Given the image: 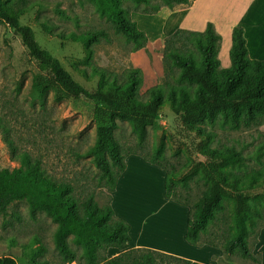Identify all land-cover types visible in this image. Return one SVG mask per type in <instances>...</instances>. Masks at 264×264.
I'll use <instances>...</instances> for the list:
<instances>
[{"label":"trees","instance_id":"obj_1","mask_svg":"<svg viewBox=\"0 0 264 264\" xmlns=\"http://www.w3.org/2000/svg\"><path fill=\"white\" fill-rule=\"evenodd\" d=\"M87 1L116 32L134 45L132 52L145 49L148 36L132 19V10L126 3L151 6L157 1L151 12L145 11V14H156L163 6L174 10L191 4V0ZM31 8V0H0V24H6L20 36L29 56L38 63L40 73L33 78V91L39 98L46 99L51 90L59 87L73 99L86 98L105 105L98 109L97 139L89 154L101 172L100 181L107 184L105 187L111 199L106 208H101L93 196L79 201L71 184L50 176L39 161L33 160L26 152H19L6 136L13 159L20 163V167L0 170V213L6 215L11 204L26 201L31 215L44 213L51 218L57 225L54 242L64 264H72L78 259L71 243L82 249L85 264H192L190 260L151 249L130 248L131 227L116 217L111 203L118 180L126 170V157L140 154L168 173L167 198L189 207L187 242L218 247L227 256L262 264V256L255 254L254 248L264 228V222L259 223L264 219V194H254V191L264 189V172L243 180L239 173L245 166L243 155L234 148L213 149L210 143L215 135L205 129L219 125L236 131L264 124V60L249 57L244 28L237 26L233 29L229 53L231 65L228 68L222 67L219 58L222 36L213 23L208 22L203 32L179 28L167 36L164 40L163 78H170L179 89L173 87L165 96L157 85L148 91L149 96L144 100L140 93L144 79L140 69L130 74L126 83L131 86L128 93L124 92L123 86L114 85L115 94H106L103 87L109 83L103 74L97 72L93 74L101 78L99 92L86 89L58 58L40 46L34 30L21 24V18ZM44 28L52 33L47 25ZM106 37L105 32L61 35L63 40L84 44L88 55L92 53V45ZM77 71L90 79L86 70L78 68ZM166 104L171 105L182 130L202 141L197 147L202 160L194 162V169L207 188L193 205L179 198L176 175L160 162L163 146L156 148L153 157L143 152L126 153L115 135L118 121H128L135 130L143 132L147 126L156 129L155 120ZM263 155L264 146H261L257 151L258 160ZM228 206L231 220L224 218ZM220 222L224 228L211 231ZM209 235L213 239L207 241ZM252 236L256 239L253 246L250 242ZM109 249L118 250L119 255L107 258L105 253ZM0 264L18 263L10 256H2ZM31 264L51 263L34 260Z\"/></svg>","mask_w":264,"mask_h":264},{"label":"rangeland","instance_id":"obj_2","mask_svg":"<svg viewBox=\"0 0 264 264\" xmlns=\"http://www.w3.org/2000/svg\"><path fill=\"white\" fill-rule=\"evenodd\" d=\"M31 2L32 8L21 18V24L34 30L40 46L58 58L79 83L91 92H99L101 78L93 74L97 72L103 74L104 80L109 83L103 87L106 94H115L114 85L123 86L125 93L130 91L131 86H126L127 80L130 74L138 69L131 61L134 45L116 32L115 28L100 16L93 4L87 0H31ZM155 3L157 1L152 2V5ZM152 5L126 3L132 10V19L142 29L147 30L149 36L160 31L162 26H164L162 31L167 32L168 28L181 22L177 17L161 25L158 17L154 19L155 14H145V11L152 10ZM179 8L183 7L176 9ZM162 9L168 11V7L163 6L159 12ZM152 19L158 20L159 23ZM44 25H47L52 33L46 31ZM97 32H105L107 37L92 45L90 55L84 44L61 38V35L67 36L71 33ZM164 40L165 38L161 45H151L150 50H147L149 67L154 68V59H160L161 63L156 69L160 66L163 68ZM225 58V56L220 58L222 63ZM78 68L86 70L90 79L81 75L77 71ZM162 70L164 77V68ZM141 72L144 78V72L142 70ZM39 73L38 63L29 56L20 36L6 24H0V170L20 167V163L13 159L10 147L6 143L8 136L19 152H26L33 160L39 161L50 176L71 184L79 201L83 202L93 196L101 208H106L110 204L111 194L105 187L106 182L100 181L101 172L89 154L97 139V126L100 122L98 109L105 105L86 98L73 99L59 87L51 90L46 99H41L33 91V78ZM163 77L158 78L157 87L165 96L173 87L179 89L170 78ZM147 89L142 85L140 93L144 100L149 96L150 89ZM155 123L156 129L147 126L143 132L141 129L135 130L134 125L128 121H118L115 135L126 153L143 152L153 157L156 148L163 146L160 162L176 175V191L179 198L193 205L207 188L206 182L194 169V162L202 160L197 154V147L202 141L182 130L170 104L165 105ZM205 129L215 135L214 141L210 143L213 149L234 148L243 155L245 166L239 171L243 180L250 175L264 172V155L260 160L257 158L258 149L264 146V124L236 131L224 129L219 125ZM126 159L131 161V167L128 177L121 183L123 186L117 196L119 211L128 218L124 220L131 227L133 225L136 229H141L151 239L158 235L159 238H156L154 243L167 244L169 241L165 238L169 235L168 228L172 225L173 214L170 212L173 209H163V200L190 209L185 204L167 198L168 173L164 168L147 161L140 154H130ZM143 163L146 166H143ZM256 193L264 194V189H257L254 191V194ZM140 199L142 203L138 202ZM224 218L231 220L229 206ZM263 222L264 219L259 223ZM56 227L57 225L44 213L31 215L26 201L14 202L6 215L0 213V257L10 256L18 264H31L34 260L64 264L54 242ZM223 228L224 225L220 222L211 228V231ZM211 239H213L211 235L206 237L207 241ZM255 240L252 236L251 246ZM185 241L188 246L197 247L186 239ZM71 246L78 255L77 261L72 264H85L82 249L73 243ZM203 246L205 245L198 247ZM185 248L186 253H194L187 246ZM105 254L107 258L112 259L119 255V251L109 249ZM218 262L256 264L225 254Z\"/></svg>","mask_w":264,"mask_h":264},{"label":"crops","instance_id":"obj_3","mask_svg":"<svg viewBox=\"0 0 264 264\" xmlns=\"http://www.w3.org/2000/svg\"><path fill=\"white\" fill-rule=\"evenodd\" d=\"M163 9L154 16V19L156 17L160 19L161 25L163 22L165 24V22L170 19H175L177 17L181 22L174 27L168 28L167 32L162 31L164 29V26H162L160 31L153 34V36H149V32L142 29L138 24V27L147 34L148 43L145 49L131 54V61L136 68L144 72L143 87L148 88L147 90L157 86L158 78L160 76L161 78L163 77L162 66L156 69V66L161 63L160 59H154V68L152 66L149 67L147 50H150L151 45H161L164 38L171 35L179 28L203 32L208 22L213 23L216 31L222 36V47L219 58L223 56L226 57L224 63H222V61L221 63L224 68H228L231 65L229 52L232 47L233 29L237 26L243 27L245 30L249 57L253 60H264V0H191V4L183 8L174 10L168 8V11ZM154 19H152V21H156L158 24L159 21ZM130 162L129 159H126V170L119 178L116 190L112 194L113 201L111 205L114 213L117 218L123 220H128V218L119 211L117 196L120 188L123 186L121 183L128 177L131 167ZM143 166L146 165L143 163ZM150 169L153 168L150 167ZM136 194L139 195V192ZM138 202L142 203V200L140 199ZM162 207L163 209H173V211L170 212L173 214V216H171L172 225L168 228L169 235L165 238L170 244L159 245L154 243L155 239L159 238L157 237L158 235L151 239L149 235L143 233L141 229H136L133 225L131 227L129 224L132 238L130 248L151 249L162 254L190 260L192 264H219L218 260L224 256V252L221 249L214 248L210 245H205L203 247L197 246L195 248L187 245L185 239L190 210L168 200H163ZM186 246L194 253H186V251H184ZM254 253L262 256V264H264V228L260 231Z\"/></svg>","mask_w":264,"mask_h":264}]
</instances>
